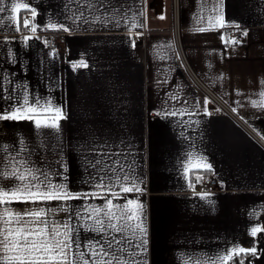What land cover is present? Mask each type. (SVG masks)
Instances as JSON below:
<instances>
[{"label": "crops", "instance_id": "obj_1", "mask_svg": "<svg viewBox=\"0 0 264 264\" xmlns=\"http://www.w3.org/2000/svg\"><path fill=\"white\" fill-rule=\"evenodd\" d=\"M149 1L0 0V199L21 183L14 172L68 193L9 206L44 209L49 228L67 225L83 245L76 253L91 258L89 245L112 241L95 220L116 175H127L142 191L116 186L113 203L142 210L130 205L137 216L115 233L121 264H226L264 238V149L182 68L170 0L160 15ZM177 8L198 78L264 138V0ZM56 33L67 41L60 51L47 42ZM208 177L218 188L196 192ZM253 264H264V246Z\"/></svg>", "mask_w": 264, "mask_h": 264}, {"label": "snow or ice", "instance_id": "obj_2", "mask_svg": "<svg viewBox=\"0 0 264 264\" xmlns=\"http://www.w3.org/2000/svg\"><path fill=\"white\" fill-rule=\"evenodd\" d=\"M19 7L20 5H14L13 10ZM3 11L5 9L0 8V12ZM39 126L37 121V127ZM12 175L21 183L9 186V190L3 193L5 198L0 199V204L4 205L3 213L0 214V248H2L0 264H113L114 261L115 264H121L122 242L121 237L116 236L115 233H123L129 227L127 221L137 216L136 212L129 211V206L136 204L140 210L142 206L132 199H127L124 204H114L113 199H120V197L118 192L113 191V188L121 186L120 191L125 193L142 191L135 180L127 175H116L115 183L108 188L113 199L106 200L105 207L108 210L104 211L103 216L98 217L95 223L100 225L96 231H104V225L107 222V227L113 230L112 241L106 245L102 240L89 245L92 250L90 258L88 253H76L75 249H80L83 245L69 237L67 225L63 226L64 231H61L59 227L49 228L48 220L41 219L45 215L44 209H25L21 213L9 206L14 201L35 204L38 201H46L53 197L60 198L69 194L55 187L49 190L39 176L34 175L32 179H28L24 173L14 172ZM126 184L131 186H122ZM96 211L99 213L103 210L97 209ZM26 217L31 219H26ZM113 220L118 223H111ZM136 228L141 234L144 233L142 223L137 224ZM256 231L258 230L254 229L253 234ZM113 241L117 245L115 248ZM117 248H119V254ZM69 252H72V260L68 259Z\"/></svg>", "mask_w": 264, "mask_h": 264}, {"label": "built area", "instance_id": "obj_3", "mask_svg": "<svg viewBox=\"0 0 264 264\" xmlns=\"http://www.w3.org/2000/svg\"><path fill=\"white\" fill-rule=\"evenodd\" d=\"M174 7L176 8V17L174 18V31H175V37H174V42L176 46V50L178 53L179 61L186 72V74L191 78V80L198 86L203 88L208 96L213 100V102L221 107L226 113H228L235 121L236 123L243 129L245 130L250 136H252L264 149V138L255 130L253 129L247 122L243 121L239 117H237L222 101L214 95L211 91L207 89V87L203 84V82L198 78L197 74L195 71L192 69V66L190 65L189 61L186 59L185 55L183 54V46L181 44V39L180 36L177 33V0H173ZM172 10V9H171ZM173 14V12H172ZM142 34L144 35V31H142ZM239 33L235 31H231L230 37L231 39L238 40L239 39ZM135 38V35H133V39ZM47 42L49 45H51L56 51L62 50L66 46V38L64 35L60 33L52 34L47 37ZM155 114H148L147 118L152 119L155 118ZM218 188V182L215 180L213 177H208L205 179L199 187L196 192L198 193H209L213 192Z\"/></svg>", "mask_w": 264, "mask_h": 264}, {"label": "trees", "instance_id": "obj_4", "mask_svg": "<svg viewBox=\"0 0 264 264\" xmlns=\"http://www.w3.org/2000/svg\"><path fill=\"white\" fill-rule=\"evenodd\" d=\"M262 234V232H259L256 236V248L254 251L234 253L226 261V264H253L259 256L262 246H264V238L262 237Z\"/></svg>", "mask_w": 264, "mask_h": 264}, {"label": "water", "instance_id": "obj_5", "mask_svg": "<svg viewBox=\"0 0 264 264\" xmlns=\"http://www.w3.org/2000/svg\"><path fill=\"white\" fill-rule=\"evenodd\" d=\"M148 9L152 10L157 15L162 14L164 11V0H150Z\"/></svg>", "mask_w": 264, "mask_h": 264}, {"label": "rangeland", "instance_id": "obj_6", "mask_svg": "<svg viewBox=\"0 0 264 264\" xmlns=\"http://www.w3.org/2000/svg\"><path fill=\"white\" fill-rule=\"evenodd\" d=\"M173 3V0H170V5H171V9H172V12H173V19L176 17V8L174 7V5L172 4ZM171 12V13H172Z\"/></svg>", "mask_w": 264, "mask_h": 264}, {"label": "flooded vegetation", "instance_id": "obj_7", "mask_svg": "<svg viewBox=\"0 0 264 264\" xmlns=\"http://www.w3.org/2000/svg\"><path fill=\"white\" fill-rule=\"evenodd\" d=\"M164 2H165V0H164ZM164 10H165V4H164Z\"/></svg>", "mask_w": 264, "mask_h": 264}]
</instances>
